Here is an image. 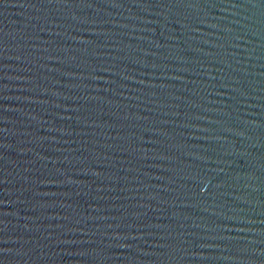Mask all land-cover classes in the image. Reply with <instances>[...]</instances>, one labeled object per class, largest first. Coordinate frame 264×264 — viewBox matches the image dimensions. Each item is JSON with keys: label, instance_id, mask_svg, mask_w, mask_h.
<instances>
[{"label": "water", "instance_id": "obj_1", "mask_svg": "<svg viewBox=\"0 0 264 264\" xmlns=\"http://www.w3.org/2000/svg\"><path fill=\"white\" fill-rule=\"evenodd\" d=\"M0 264H264V0H0Z\"/></svg>", "mask_w": 264, "mask_h": 264}]
</instances>
